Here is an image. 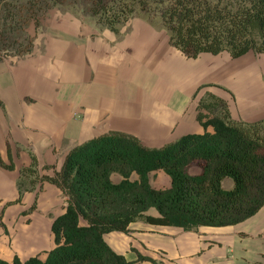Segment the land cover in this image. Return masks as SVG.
I'll return each instance as SVG.
<instances>
[{
  "label": "trees",
  "instance_id": "16d2710c",
  "mask_svg": "<svg viewBox=\"0 0 264 264\" xmlns=\"http://www.w3.org/2000/svg\"><path fill=\"white\" fill-rule=\"evenodd\" d=\"M65 3L117 35L142 18L164 29L170 43L189 57L264 53V0H0V60L31 53L29 27H39L50 9ZM0 106L5 108L1 98ZM197 120L203 132L184 134L160 147L125 131L104 132L74 145L60 169L41 165L29 150L32 161L20 168L18 196L6 205L22 203L26 192L38 193L48 181L67 196L65 209L53 220L54 246L45 257L23 260L15 254L10 261L0 257V264H136L110 246L107 232H129L137 220L197 230L255 215L264 206V118H235L227 100L208 91L198 98ZM7 151L9 161L0 154V164L15 169L9 142ZM191 165L201 171L190 173ZM44 169L54 173H42ZM155 170L167 173L170 185L153 186L149 175ZM226 177L234 181L231 188L223 186ZM151 207L159 214H148ZM145 259L158 264L139 254L138 260Z\"/></svg>",
  "mask_w": 264,
  "mask_h": 264
},
{
  "label": "crops",
  "instance_id": "0c3cea01",
  "mask_svg": "<svg viewBox=\"0 0 264 264\" xmlns=\"http://www.w3.org/2000/svg\"><path fill=\"white\" fill-rule=\"evenodd\" d=\"M104 33L81 39V52L72 54L77 61V66H72L73 76H62L58 88L52 74L43 77L27 64L15 63L0 72V98L5 103V108L0 106V153L8 162L9 142L16 165L11 170L0 164V210L5 199L18 196L20 168L32 161L30 147L40 164L62 163L74 145L111 130L135 134L147 145L160 147L184 134L204 131L197 120V101L208 91L226 99L233 116L240 119L225 94L208 88L212 85L207 81L215 68L212 60L199 61V56L207 53L189 57L170 43L168 34L164 36L151 28H135L124 35ZM233 80H242L237 86L257 97L253 85L244 83L248 80L243 74ZM203 84L206 86L201 90L205 92L195 98V91ZM27 96L34 100H27ZM189 171L197 174L201 168L191 165ZM137 177L136 173L132 175L133 179ZM113 178L118 181L120 176ZM149 178L155 187L171 183L163 170L151 172ZM44 188L45 194L51 196L64 194L48 181ZM42 194L38 197L41 208ZM35 196L36 191H28L23 204L11 208L22 210V205L31 203ZM8 212L11 211L7 209ZM147 213L159 214L155 207ZM53 220L49 228L40 222L14 235V249L8 248L9 238L0 227V257L10 261L17 254L25 260L49 248ZM105 239L116 252L136 264H154L138 260L139 254L160 264H264V206L233 225H202L197 230H185L137 220L130 224L129 232L110 231Z\"/></svg>",
  "mask_w": 264,
  "mask_h": 264
},
{
  "label": "rangeland",
  "instance_id": "374dc122",
  "mask_svg": "<svg viewBox=\"0 0 264 264\" xmlns=\"http://www.w3.org/2000/svg\"><path fill=\"white\" fill-rule=\"evenodd\" d=\"M135 28H151L161 31L164 36L167 35L164 29L153 26L142 18H135L132 23L127 26L122 35ZM28 31L34 37L33 51L22 56H8L0 60V72H6L12 67L10 65L15 63L27 64L37 69L38 74L43 77H46V74L47 76L52 74L54 84L58 88L62 83V76H73L72 66H77V61L73 58L72 54L81 52V39L105 35L104 32L110 30L101 27L90 18L82 16L81 12H75L71 4L65 3L50 9L42 18L39 27L32 24ZM199 59L200 62L207 61L208 63L212 60L215 70L213 77L209 78L207 81L212 85L208 88L225 94L230 99L234 112L240 115V119L258 120L264 118V53L251 51L238 58H233L227 52L218 55L207 53L200 55ZM237 74H243L246 79H249L253 83L254 88H256L257 97L247 95V90L244 87L237 86L239 83L243 82L241 80L236 83L235 80H233L234 76ZM205 90L206 89L201 90L199 94L201 95ZM259 93L261 94L259 95ZM26 98L29 101L34 100L31 96H27ZM29 150H32V148L30 147ZM62 164L63 161L59 164L54 163L57 169H60ZM41 172L53 174L54 169H44ZM223 185L224 187L229 186V188H231L233 186V179L228 177ZM40 192H44V194H42L43 196L41 195L42 198L40 197V202L43 205L42 208L38 206ZM12 199L14 198L5 199L3 201L5 211L2 219L3 225L0 224L5 235L9 238L7 245L9 249H14V235L28 231L36 223L39 224L41 222V226H47V228H49L50 221L64 211L67 196L65 194H60L55 197L45 194L43 183L35 199L26 206L22 205V210L14 211L13 208H11V206L18 203L6 205V202ZM35 201L37 203L36 208L31 209ZM55 201H57L56 204H54ZM21 204H23V202ZM7 209L11 212L6 213ZM1 211L2 209L0 213ZM53 246L54 238L52 234L50 247L42 249L39 254L45 257V252Z\"/></svg>",
  "mask_w": 264,
  "mask_h": 264
},
{
  "label": "bare ground",
  "instance_id": "6f19581e",
  "mask_svg": "<svg viewBox=\"0 0 264 264\" xmlns=\"http://www.w3.org/2000/svg\"><path fill=\"white\" fill-rule=\"evenodd\" d=\"M246 80H248V81H245V82H244L245 84H246V83H247V84L251 83V84L253 85V83H252L249 79H246ZM255 89H256V88H254V86H253V89H252V90L255 91ZM257 93H258V92H257Z\"/></svg>",
  "mask_w": 264,
  "mask_h": 264
}]
</instances>
